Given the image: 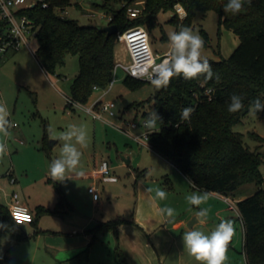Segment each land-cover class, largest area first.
Masks as SVG:
<instances>
[{"label": "rangeland", "instance_id": "obj_1", "mask_svg": "<svg viewBox=\"0 0 264 264\" xmlns=\"http://www.w3.org/2000/svg\"><path fill=\"white\" fill-rule=\"evenodd\" d=\"M37 1L26 0L21 7L31 6ZM106 1L110 4L107 9L101 7ZM126 1L72 0L71 5L67 6V17L76 19L80 24L93 23L104 27L110 21L112 10L121 8ZM172 15L170 10L157 14L158 25L150 34L151 47L157 53L169 50L168 34L179 31L169 22ZM218 20V13L214 10L199 11L193 18L190 28L204 40L203 58L218 60L220 57H228L239 43V37L231 29L223 26L218 28ZM201 30L207 32V41ZM163 35L167 37L162 38ZM27 37L35 50L38 42L34 32L27 33ZM114 60L115 65L130 63L122 41H116L114 45ZM78 69L77 55L68 54L63 64L58 65L51 74L50 80L33 52L27 48L21 47L16 52L12 50L0 54V103L7 105L11 113L10 119L16 124V127L9 130L8 137H0L6 141L8 148L6 154L0 156V203L7 204L5 193L16 190L20 193L23 191L25 196L34 202H47L52 209L56 206L58 198L56 184L65 199L64 205L59 206L58 211L41 215L36 225H21L30 236L28 239L16 241L11 235L4 240V247L10 257L8 264L128 263L124 254L117 248L118 241L112 232H97V238L91 243V239L86 237V232L99 221L117 217L131 219L137 207H149L148 201L138 202L140 186H137V174L144 187L151 189L154 196L157 188L167 193V198L160 200V205L175 209V216L198 210L186 200L190 193L198 191L181 181L177 187L175 185V189H171L168 178L174 182L175 176L178 175L173 166L147 146V143L131 139L119 128L128 129L127 122L136 121L139 128L134 131H141V121L145 119L143 112L152 111L151 105L145 101L149 100L157 89L150 82H145L136 89L126 87L123 79L127 74L119 65L115 72L113 71L114 83L103 97V101L115 103V114L102 112L107 121L93 119L81 108L67 105L70 84ZM143 101L145 105L142 107L130 106ZM69 124L82 126L87 132L88 142L83 148L77 145L82 153L80 163L75 171L67 173L66 179L60 182L51 178L50 164L60 156L63 142L50 139L49 129L59 133L65 131ZM233 130L243 134V140L251 150L264 154L262 115L247 112L233 125ZM45 133L47 150L43 149ZM103 159L111 165L110 174L117 176V181L78 176L91 171L95 163H100ZM260 169L264 177V159ZM8 171L17 179L15 185L10 183ZM142 172L146 175L143 176ZM89 187L95 188L96 198L88 191ZM255 190L256 184L246 183L238 187L235 196L229 198L235 201L236 198H244ZM142 192L144 195V190ZM207 200L200 205L209 210L207 223L194 229L207 235L215 229L221 219H231L234 222L235 234L224 264H245L242 253L243 229L237 211L230 207L227 199ZM221 206L228 210L216 212Z\"/></svg>", "mask_w": 264, "mask_h": 264}, {"label": "trees", "instance_id": "obj_2", "mask_svg": "<svg viewBox=\"0 0 264 264\" xmlns=\"http://www.w3.org/2000/svg\"><path fill=\"white\" fill-rule=\"evenodd\" d=\"M27 7H19L17 15L24 16L31 24L38 45L34 55L48 74H53L58 65L63 64L68 54L77 55L79 69L73 78L69 96L85 103L93 87L106 88L113 77L115 67L114 45L116 34H107L102 27L93 23L80 24L76 19L61 15L59 10L70 6L72 0H45ZM142 1L136 17L128 15V8ZM227 0H127L119 9H113L108 24H115L118 32L133 26H144L149 35L158 25L160 11H172L169 22L179 30L180 26L190 27L199 11L214 10L218 13V28L231 29L239 43L228 57L218 60L207 58L212 70L219 75L206 80L203 76L185 80L174 77L167 88L156 90L146 103L151 105L163 118L159 132H150L148 141L151 148L170 161L192 183L205 192H217L226 197L235 196L243 184L254 183L256 190L236 201L243 226V254L247 264H264V177L260 169L264 154L251 150L243 140L241 132L233 130V125L249 112V105L256 99L264 102V0L245 3L244 11L233 15L224 12ZM185 9L180 18L175 5ZM109 1L101 5L109 8ZM6 22L0 19V33L6 35ZM206 41L207 32L201 30ZM206 45V43H205ZM12 51V50H10ZM8 52V51H7ZM144 80L126 75L123 83L130 89L141 87ZM210 89V93L206 90ZM243 96L244 107L235 113L228 111L230 96ZM145 102H135L131 107H142ZM194 107L189 121H181L184 107ZM149 112L144 111L146 119ZM264 117V111L259 112ZM46 133L43 149L47 150ZM51 178H48L50 180ZM54 208L37 205L33 220L37 224L45 213L58 211L65 203L60 187ZM125 219L98 222L88 229L92 240L97 232L113 231L117 235V225ZM0 264L10 257L4 247V240L14 236L16 241L28 239L22 227L11 217L8 207L0 203Z\"/></svg>", "mask_w": 264, "mask_h": 264}, {"label": "clouds", "instance_id": "obj_3", "mask_svg": "<svg viewBox=\"0 0 264 264\" xmlns=\"http://www.w3.org/2000/svg\"><path fill=\"white\" fill-rule=\"evenodd\" d=\"M245 3L250 4L251 0H227L224 6L225 13L233 15L244 11ZM169 51L159 62L151 65V72L146 73V77L151 85L159 90L167 88L174 77L182 76L185 80L197 79L203 76L206 80L215 77L219 80V75L212 70V66L206 58L202 57L204 40L201 35L194 33L190 27L180 26L179 31H173L168 34ZM228 104V111L235 113L243 107V96L232 94ZM75 106V103H74ZM195 111L194 107H184L180 113L181 121H189ZM264 111V102L256 99L249 105L250 114H257ZM11 113L5 103H0V137H8L10 129L16 127L14 121L10 119ZM163 124V118L156 110L149 112L143 127L150 132H159ZM50 139L62 141L60 156L53 159L50 164V175L53 180L63 182L66 174L75 171L80 163L81 148L87 146L88 135L82 126L69 124L65 131L57 133L49 129ZM8 148L5 140L0 139V156L6 154ZM189 183H194L189 180ZM151 192V189H148ZM167 193L157 188L154 199L165 200ZM186 200L189 205L199 208L207 200L206 193L192 192ZM161 215L170 220L175 216V209L172 207H161L158 209ZM209 210L200 208L196 212L198 223H204L208 217ZM0 227H4L0 225ZM235 234L234 222L231 219H221L215 229L210 234L202 231L189 229L183 236V244L189 255L195 258L199 264H224L227 260L228 245Z\"/></svg>", "mask_w": 264, "mask_h": 264}, {"label": "crops", "instance_id": "obj_4", "mask_svg": "<svg viewBox=\"0 0 264 264\" xmlns=\"http://www.w3.org/2000/svg\"><path fill=\"white\" fill-rule=\"evenodd\" d=\"M142 5H143L142 1L135 2L136 7L142 6ZM164 37H167V36L163 35L162 38ZM14 51L16 52L17 50H14ZM45 74L47 78L52 80L51 74H48L46 72ZM110 88L111 87L109 86H107L106 88H100V87L94 86L92 93L89 96L88 100L85 103H82V102L80 103L88 106V105L95 103L98 100H103L104 95L107 92H109ZM73 107L81 108L79 106H73ZM81 109L84 110L83 108ZM140 126H141V131L139 133L134 131L135 129L139 128V125L134 129H131L130 127H128V129H124L123 132H125L131 139L135 140L132 137V134H141L144 131V127L142 125ZM141 143L143 144L147 143V146L151 148L149 141H142ZM168 162L173 166L174 170H176L178 174L177 177L175 176L174 182L173 181L171 182L168 178L171 189H175V185L177 187L181 181V182H184L186 185L191 186L192 189H196L199 193H206L208 199L209 198L218 199V200L222 199L224 201V199L229 198L217 192H205V191H201L195 188L192 183H189V179L177 167H175L170 161ZM99 164L100 163H95V166L91 171L78 174V176L79 177H94L97 179H101V178L93 176V170L97 168ZM109 167L111 170L110 164H109ZM142 175L143 176L146 175L145 172H142ZM110 176L115 177L116 179L115 180H103L102 179V180L111 181V182L118 180L117 176L111 175V174ZM136 181H137V186L138 185L140 186V188L138 189L140 190L138 202L141 203V200L148 201L149 207H147L146 209L143 205H141L140 207H137L134 212V217L131 219L117 217L116 219L126 220L125 222L117 225V235L113 231H106V232H112V234L114 235L113 237L118 241L117 248L124 254L125 259L128 262L126 264H198L199 262H197L194 257L189 255L187 249L184 247L182 236L189 229H194L198 225L200 226V225L207 223V218L205 222L202 224L198 223L196 219L195 214L202 207L199 206L197 211L196 210L189 211L190 213H187L186 215L180 214L179 216H174V218L170 220L168 217L161 215L159 213L158 209L162 207L160 205V200L154 199L155 197L154 194L149 192L144 187V185L141 183V179L138 178V174L136 175ZM16 183H17V179H16V182L13 183V185H15ZM20 189H22V187H20ZM143 190H144V195H142ZM10 193H5L4 195L5 199L7 200V204H5L7 207H9V203L11 201ZM18 197H19L20 203H22L23 205H26L31 210L32 213H34V208L37 205H43L45 207L50 208L47 202H40V200H36L34 202L29 197H26L23 191H21V193L18 192ZM239 199H242V198L238 197L235 199V201ZM31 207H33V209ZM227 210L228 209H226V207L221 206L217 208L216 212L220 213L222 211H227ZM238 220L242 226V222L240 221V219ZM24 224H34V223H24ZM242 229H243V226H242ZM86 237L91 239L90 243L94 241V239L92 240L91 233L86 232ZM229 247H231V242L228 245V248ZM242 253H243V246H242ZM5 264H8V261ZM245 264H247L246 259H245Z\"/></svg>", "mask_w": 264, "mask_h": 264}, {"label": "built area", "instance_id": "obj_5", "mask_svg": "<svg viewBox=\"0 0 264 264\" xmlns=\"http://www.w3.org/2000/svg\"><path fill=\"white\" fill-rule=\"evenodd\" d=\"M26 0H0V19L6 22V35L0 33V54H4L10 50H18L19 48L25 46L33 53L35 50L32 49L30 40L27 37V33L34 32L31 28V24L28 19L24 16L17 15L16 10L25 3ZM42 1V6L46 7L48 3L45 0ZM140 7H129L128 15L130 17H136L140 12ZM175 11L181 17L185 16V9L182 5L176 4ZM61 15H68L67 7L63 10H59ZM117 41H122L127 49V53L130 57V63L128 65L117 64L114 67V72L116 68L121 65L126 71V74L134 77L136 79L148 81L146 73L151 72V65L153 63H159L168 53L165 51L163 53H157L153 51L150 44V35L147 29L144 26H133L123 32H117ZM114 72L112 80L109 82L108 86H112L114 83ZM206 93H210V89L206 90ZM79 106L83 108L86 112L91 114L94 119H102L107 121L103 117L102 112H108L110 115H114L115 103L113 101H103L98 100L91 105H84L80 102L72 99L70 96H67V105L68 106ZM141 121L143 126L144 121ZM128 126L131 129H134L138 126L136 121H128ZM124 130V128L119 127ZM150 131L147 128H144V131L141 134H132V137L137 141H148ZM10 175V183H15L16 178L8 171ZM93 176L101 178L103 180H115V177L110 176V167L107 160H102L97 168L93 170ZM88 191L93 194L94 197H97L96 190L94 187H89ZM11 201L9 203V213L15 222L19 225L24 223H31L33 220V213L26 206L20 203L18 192L13 190L10 193ZM230 203V207L235 209L238 214V218L241 221V216L236 204V201H233L231 198H227ZM26 217V219H24Z\"/></svg>", "mask_w": 264, "mask_h": 264}, {"label": "water", "instance_id": "obj_6", "mask_svg": "<svg viewBox=\"0 0 264 264\" xmlns=\"http://www.w3.org/2000/svg\"><path fill=\"white\" fill-rule=\"evenodd\" d=\"M102 29L104 31H106L107 34H109V35L110 34H116L118 32V28L115 24H108V25L102 27ZM127 162H128V160H127Z\"/></svg>", "mask_w": 264, "mask_h": 264}, {"label": "snow or ice", "instance_id": "obj_7", "mask_svg": "<svg viewBox=\"0 0 264 264\" xmlns=\"http://www.w3.org/2000/svg\"><path fill=\"white\" fill-rule=\"evenodd\" d=\"M24 219H26V217H24Z\"/></svg>", "mask_w": 264, "mask_h": 264}]
</instances>
